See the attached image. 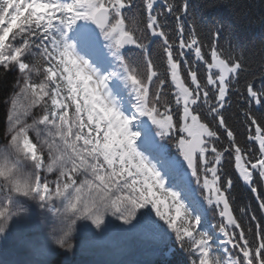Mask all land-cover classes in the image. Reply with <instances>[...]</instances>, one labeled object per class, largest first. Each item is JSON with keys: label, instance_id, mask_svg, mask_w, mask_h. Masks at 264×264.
I'll return each mask as SVG.
<instances>
[{"label": "snow or ice", "instance_id": "1", "mask_svg": "<svg viewBox=\"0 0 264 264\" xmlns=\"http://www.w3.org/2000/svg\"><path fill=\"white\" fill-rule=\"evenodd\" d=\"M100 2L88 7L98 9ZM6 5L7 0H0V12ZM103 5L110 19L121 18L131 32L119 54L139 62L141 71L130 114L106 108L100 117L104 127L92 128L94 143L86 153L74 148L80 162L64 176L75 183L77 171L89 167L86 183L93 206L98 200L111 209L94 216L90 224L101 228L112 217L131 226L143 210L157 234L168 231L175 237L191 258L189 264H264V216L258 218L250 206L236 214L233 177L225 171L227 160L264 213V194L256 184L257 177L264 181V111L258 115L253 110V105L264 109V86L257 90L256 77L241 82L248 72L244 57L225 55L215 28L209 29L207 43L194 29L186 32L188 0H103ZM19 7L22 23L11 28L8 20L0 24V72L25 68L23 49L10 43L20 31L35 24L47 35L58 12L79 10L81 5L75 0H21ZM66 19L60 17L61 22ZM79 39L92 47L87 32ZM259 78L264 80V71ZM12 103L10 133L19 123L14 120L17 113L24 110L17 99ZM233 114L238 126L229 123ZM104 117L109 119L105 122ZM12 141L25 151L35 143L26 129ZM209 209L216 218L211 225ZM217 249L222 252L214 256Z\"/></svg>", "mask_w": 264, "mask_h": 264}, {"label": "rangeland", "instance_id": "2", "mask_svg": "<svg viewBox=\"0 0 264 264\" xmlns=\"http://www.w3.org/2000/svg\"><path fill=\"white\" fill-rule=\"evenodd\" d=\"M72 2V0H66ZM80 9L58 12L53 20L51 31L57 38L52 41L53 51L56 53L54 65L47 67L45 73L35 72L26 64V50L18 43L26 35L28 28L20 31L15 41L10 42L13 48L23 49V71L9 67L11 73L16 74V83L11 94L5 101L6 126L3 137V149H0V161L14 166V173H19L22 179L36 181L34 197L41 192L45 200L51 197V204L57 207L66 201L74 200L78 204L93 201V193L87 187L90 179V169L86 165L76 173L78 179L71 183L64 179L68 169L80 162V156L74 150L86 153L94 143L82 135L78 126V114L75 112L68 117L62 106V98L57 89L60 81H73L77 77L86 89L91 100V114L93 126L103 128L100 122L106 108L114 112L129 113L134 102L133 86L128 81L125 88L124 79L129 78L121 63L118 41L123 34L118 30L117 22L108 30V34L98 29L92 23V14L97 9L88 7L95 5L91 0H75ZM21 0H7L4 12H0V24L9 21V27L22 23L20 17ZM13 8L10 14L7 9ZM66 20L61 22L60 17ZM67 23L68 26H65ZM117 29V30H116ZM87 32L92 40V47L86 48L80 42V34ZM4 34L0 32V41ZM98 41L103 43L99 48ZM65 45H72L65 48ZM103 72H100L95 65ZM38 73H40L38 75ZM127 82V81H126ZM26 91L22 92V89ZM24 109L17 113L14 120H19L15 129L10 133L8 120L9 110L13 107V99ZM115 100L117 104H115ZM109 117H104L106 122ZM21 129L31 132L35 143L27 145L25 151L19 143L12 141L5 143L9 136L16 135ZM74 145V147L72 146ZM39 158V159H38ZM91 163V158L85 156ZM24 163V166H21ZM51 167V171H49ZM5 193L0 190V199ZM16 206L27 207V215L14 218L6 234L0 236V264H155L154 260L161 254L163 242L170 238V232L157 234L154 225L143 210L141 215L131 226H125L112 217H107L104 225L96 229L88 222L79 224L75 236V247L71 253L57 248V262L50 257L54 246L46 235L45 227L41 225L40 218L46 217L47 212L40 210L35 203L25 198H14ZM43 203V201H42ZM47 207V205H46ZM207 207V206H205ZM208 211L206 213V216ZM208 224L212 223L208 220ZM7 238L12 245L6 246ZM132 245H138L130 251ZM215 244L213 248L215 249ZM222 250H215L213 254L219 255Z\"/></svg>", "mask_w": 264, "mask_h": 264}, {"label": "trees", "instance_id": "3", "mask_svg": "<svg viewBox=\"0 0 264 264\" xmlns=\"http://www.w3.org/2000/svg\"><path fill=\"white\" fill-rule=\"evenodd\" d=\"M103 3V0H101ZM123 24L124 31L131 34L130 31L125 30V22L117 17V20ZM170 26H174L172 17H169ZM116 19H113L115 21ZM186 32L194 29L197 31L203 41L207 43L209 29L215 28L218 32V39L222 45V51L225 55L243 56L245 60V67L248 72L242 77L244 79H251L256 77L254 83L257 90L264 86V80H261L260 73L264 71V0H188V12L184 18ZM131 25H129V28ZM22 46L30 53V58L27 63L37 72H43L48 61H53L54 54L49 47V37L43 35L41 28L30 29L29 32L18 40ZM158 41L152 44V50L155 53ZM124 63L128 69L131 78L139 86L137 79L141 71L139 62L132 63L126 61ZM16 74L9 70L0 72V148L3 145V137L6 126V108L5 101L12 92L16 83ZM79 86V85H78ZM79 89L81 87L79 86ZM80 91L74 90L67 94L62 92L64 105L68 110L69 115H72L75 109L79 108L80 127L84 134L88 137L92 136V117L90 113L89 102L85 95L83 99L80 97ZM235 108V97H233V110ZM253 110L259 115L260 111L253 105ZM93 121V120H92ZM229 123L238 126V116L232 115ZM91 126V127H89ZM246 135V134H245ZM238 139L240 137L238 136ZM170 153L174 154V149H170ZM225 171L233 177V188L231 191V199L236 209V214L239 215V208L250 206L258 218L264 216L258 208V202L255 195L251 193L250 189L245 185L240 178L234 173L228 161H225ZM264 181L256 178V184L259 191L263 194L261 189ZM210 219L216 222L213 211L210 209ZM138 245H132L130 251L134 250ZM59 252L53 258L54 262L58 260ZM160 258L156 260V264H189L190 257L181 249L175 237L171 234V239L162 244V252ZM98 264H102L99 262Z\"/></svg>", "mask_w": 264, "mask_h": 264}, {"label": "clouds", "instance_id": "4", "mask_svg": "<svg viewBox=\"0 0 264 264\" xmlns=\"http://www.w3.org/2000/svg\"><path fill=\"white\" fill-rule=\"evenodd\" d=\"M9 141H12L11 136L5 139V143ZM0 190L5 193L0 199V236L6 234L14 218L28 214L29 209L27 207L16 206L13 203L14 198L22 197L31 200L40 210L47 212L46 217L40 218L41 225L45 227L46 235L54 247L69 253L75 247V236L79 224L91 223L94 216H103L111 212V209L105 208L103 203L98 200L94 206L91 201L78 204L74 200H69L53 207L51 197L45 200L42 192L33 198L36 192L35 179L31 182L22 179L19 173H14L13 165L5 164L3 161H0ZM86 207L90 209L87 212L85 211ZM94 227L99 229L98 225Z\"/></svg>", "mask_w": 264, "mask_h": 264}, {"label": "water", "instance_id": "5", "mask_svg": "<svg viewBox=\"0 0 264 264\" xmlns=\"http://www.w3.org/2000/svg\"><path fill=\"white\" fill-rule=\"evenodd\" d=\"M108 19V10L106 8H101L94 14L93 22L100 29H103L106 27ZM128 38H130L129 35L122 36V38L120 39L121 48L124 46V43L127 42Z\"/></svg>", "mask_w": 264, "mask_h": 264}]
</instances>
